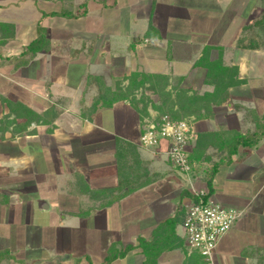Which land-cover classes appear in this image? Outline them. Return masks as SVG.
I'll return each instance as SVG.
<instances>
[{"label": "crops", "instance_id": "crops-1", "mask_svg": "<svg viewBox=\"0 0 264 264\" xmlns=\"http://www.w3.org/2000/svg\"><path fill=\"white\" fill-rule=\"evenodd\" d=\"M62 9L86 13L42 15ZM0 22L15 26L0 43V120L16 117L3 99L24 104L30 119L18 118L23 130L0 132V264H144L139 247L105 258L112 245L152 240L161 224L185 213L191 184L209 189L205 178L172 165L168 141L139 145L143 120L156 110L150 104L142 117L129 98L109 95L137 75L145 81L137 93L154 91L160 78L165 90L180 80L189 92H212L196 65L209 48L244 82L196 120L197 139L249 134L264 122V0H0ZM39 22L49 48L21 64ZM212 139L210 164L223 151ZM211 197L242 214L201 264H264V134L220 165ZM182 221L173 227L174 245L182 246L165 249L156 264H199L181 237Z\"/></svg>", "mask_w": 264, "mask_h": 264}, {"label": "built area", "instance_id": "built-area-1", "mask_svg": "<svg viewBox=\"0 0 264 264\" xmlns=\"http://www.w3.org/2000/svg\"><path fill=\"white\" fill-rule=\"evenodd\" d=\"M196 138L192 118L173 119L170 114L152 115L144 118L139 145L144 148L157 146L161 141L169 143L167 155L172 165L188 177H192L194 164L190 160V146ZM195 197L184 202V218L181 223L184 244L188 253H201L212 260L221 238L240 218L242 211L228 207L211 197L208 188L191 184Z\"/></svg>", "mask_w": 264, "mask_h": 264}, {"label": "trees", "instance_id": "trees-1", "mask_svg": "<svg viewBox=\"0 0 264 264\" xmlns=\"http://www.w3.org/2000/svg\"><path fill=\"white\" fill-rule=\"evenodd\" d=\"M85 5H86V1H84L81 4V6H85ZM85 13H86V9H84L81 13H79L77 15L74 14L73 12L69 11V10L62 9L61 11H53V12H49V13L43 12L42 15L44 17H47V16L77 17L78 15H84ZM153 27L154 26H153L152 22L150 21L146 36L151 35ZM0 29L2 30V33L0 35V43L4 44L6 42V40H8L10 37H12L14 35L15 26L12 23L0 22ZM49 43L50 42L48 39L47 28L43 27L41 25V22H39L38 23L37 38L27 46L25 51L19 57V59H21L20 63L22 64V61H24V58H26V55H35L39 51L48 49ZM208 53H209V48L205 50V53H204L201 60L205 59V55L208 58ZM222 64L223 63H221V60L209 62L208 65L210 66L209 67V73L210 74L208 77L209 78H210V76L212 77L213 74L220 75L222 73H226V71L230 70L229 68H234V67L228 68V66L224 67V65H222ZM219 67H222L224 71L220 72ZM235 71H236V73H235L236 78L238 79V72H237V70H235ZM137 76H139V75H137ZM139 81H140L141 85H143L145 82L144 79H141ZM236 81H237L236 83H239V84L244 82V80H240V79H238ZM135 82H136L135 80H134V82L133 81L131 82L132 87L140 86V84L138 86H133ZM208 82H210L209 79H208ZM232 85L233 84H230L229 86H232ZM229 86L227 87V91H228ZM215 91H216V89L212 92H206L203 95V97H201L200 99L202 101H209V102L212 101L213 96L215 95ZM122 99H128V97H122ZM3 101L7 102L6 104L10 107L11 112L16 114V118H24L25 117L28 120V122H30V119L26 116L28 113L27 112L24 113V104H22L20 102L9 101L7 99H3ZM212 103L218 104L220 102H212ZM211 108L212 107L210 105H208V106L202 105L200 107L199 117L202 118V117L210 116L211 115V113H210ZM26 111L29 112L30 109L27 108ZM200 112H202V113H200ZM162 114H165V113H161L160 115H162ZM172 118L176 119L174 116H172ZM263 134H264V122L259 125L258 130L254 131L252 133H249V134L236 133L234 135H231V137L229 136L228 138H223L224 140H221V136L218 134L209 133L208 136H204V137H211V138L216 137V139L223 142V143H221L223 151L221 152L222 154H221L219 160L213 162L212 164H210L208 166H203L200 163V156L198 155L197 147H199V145L200 146L202 145L201 144V140H202L201 138L202 137L200 138V140H198L197 136H196L195 147L196 146L197 147H196V149L194 148L195 149L194 153L192 152L190 154V160L194 164V170L192 172V177L193 178H203V179L205 178L206 183L209 187V191L211 193L212 185H213V179H214V176L217 173L220 165L223 164L224 162H230L232 155L237 152L239 146L253 147V146L257 145L258 142L263 137ZM202 153H204V151H202ZM202 174L204 176H202ZM78 181H79L78 188L80 189L81 192H83V189H84L83 186L85 185V183H84L82 176L79 175ZM183 214H184V211L181 209V211L174 218L169 219V220L165 221L163 224H161L158 227V229L155 231L152 240H146V239L140 237L138 239V242L136 245L129 244L124 248V250H119L117 245H112L108 251V255L105 258V262L109 263V262H112L113 260L117 259L118 257H124V256H126V254L130 250L134 249L135 247H139L143 250V253L146 256L144 264H156L159 256L162 254V252L165 249H170V248L182 246L183 243L181 240H180L181 241L180 243H177V245H174L175 240H177L178 237L174 236V228L173 227L180 220L183 219V217H184ZM168 235H171L173 238L169 239ZM190 256H192L191 257L192 261L194 259L197 262H199V264H201L202 259L205 258L199 252H194Z\"/></svg>", "mask_w": 264, "mask_h": 264}, {"label": "rangeland", "instance_id": "rangeland-1", "mask_svg": "<svg viewBox=\"0 0 264 264\" xmlns=\"http://www.w3.org/2000/svg\"><path fill=\"white\" fill-rule=\"evenodd\" d=\"M2 33V30L0 29V35ZM212 55H205L204 60H198L196 62V65L199 66L200 68H203L204 71L206 72V77H205V83L204 84H210L215 91V95L213 96L212 101H202L200 98L203 97V95L206 92H200L198 90L193 89V92H189L190 88H185L184 86H180L182 82L180 80H176L172 82V87L175 89V91L170 90H165V85L166 80L164 79H156L155 85H152L150 88H153L154 91H146L145 89L142 91H139L138 93L135 92V87H132L131 85L126 88V90H122L120 92L115 91V92H110L109 95H115V97H128L133 104L137 107L138 111L140 114L143 116H146L149 114L148 112V107L151 104L153 109L156 110V113L160 115L161 113H167L172 116H174L178 120H183V119H189L192 118L194 124L196 123V120L199 117V111L200 107L202 105H210L212 107V102H220V104L224 103V101H227L228 98V91L227 87L230 84H233V86H237L239 83H236L238 80L236 78V69L235 68H229L230 70L226 71V73H222L220 75L213 74V76L210 78L209 76V62H213L216 60H221V58H215V60L211 59ZM223 65V64H222ZM225 67V66H224ZM219 71L223 72V68L219 67ZM140 79H142L140 76H137L135 78V83L133 86H138L140 84ZM208 79L210 82H208ZM200 81V75L198 74L196 78L194 79V82ZM161 86V88L159 87ZM213 90V91H214ZM9 101H15L12 99H7ZM3 102V101H2ZM7 103V102H3ZM19 108V107H18ZM20 109V108H19ZM21 110V109H20ZM212 108L210 113H212ZM192 112V113H191ZM202 113V112H200ZM12 115V114H10ZM13 127L15 131H20L24 129V123L23 122H18V118L13 117L11 119L9 118H4L0 120V132L3 131L6 128ZM197 136V135H196ZM205 138V139H204ZM201 146L197 147L198 155L200 156V163L203 166H208L210 165V159L208 155L206 154V143L210 140L213 141L211 137H202L201 138ZM208 141L206 142V140ZM224 140V139H223ZM226 142V141H225ZM196 138L195 140L191 143L190 146V153H194L196 147ZM198 145V144H197ZM195 148V149H194ZM204 151V153H202ZM202 176H204L202 174ZM67 230L65 233L67 234Z\"/></svg>", "mask_w": 264, "mask_h": 264}]
</instances>
